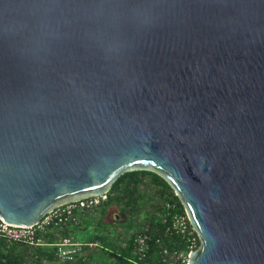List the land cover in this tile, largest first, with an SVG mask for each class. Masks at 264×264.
<instances>
[{"label": "water", "instance_id": "obj_1", "mask_svg": "<svg viewBox=\"0 0 264 264\" xmlns=\"http://www.w3.org/2000/svg\"><path fill=\"white\" fill-rule=\"evenodd\" d=\"M158 174L186 264H264V0H0V217Z\"/></svg>", "mask_w": 264, "mask_h": 264}, {"label": "built area", "instance_id": "obj_2", "mask_svg": "<svg viewBox=\"0 0 264 264\" xmlns=\"http://www.w3.org/2000/svg\"><path fill=\"white\" fill-rule=\"evenodd\" d=\"M152 200L149 210L154 219L163 226V234L156 236L158 254L164 264H186L188 254L199 245V237L185 211L179 210L176 199L157 197L152 190ZM173 192V191H172ZM174 193V192H173ZM110 190L100 195L89 196L55 207L45 214L37 223L30 226L13 225L0 217V240L5 245L16 243L21 246L46 247L54 250L58 259L64 262H74L83 254L86 246H97L95 242H78L70 237L61 236L64 226L76 224L79 216L89 214L108 201ZM175 195V194H174ZM176 196V195H175ZM155 198V200H153ZM179 200V199H178ZM180 202V201H179ZM182 205V204H181ZM151 214L146 219L143 215L138 226L132 230V261L136 264H149L147 255L150 241L156 228L151 229ZM166 238L173 248L163 243ZM84 259V257H82Z\"/></svg>", "mask_w": 264, "mask_h": 264}, {"label": "trees", "instance_id": "obj_3", "mask_svg": "<svg viewBox=\"0 0 264 264\" xmlns=\"http://www.w3.org/2000/svg\"><path fill=\"white\" fill-rule=\"evenodd\" d=\"M145 186H149V188L152 187L153 189L151 188L150 192L153 190L155 196L157 197L165 196L176 199L179 203V210L181 212L184 211L181 203L179 202L177 196H175L172 192L170 186L158 174L148 170H135L125 172L115 180L110 189L108 201L98 208L100 209L101 215L103 216V214L108 213L106 212L107 207L113 205L119 206L121 203H123L128 208L127 212L132 215L138 212V210L144 206H140L141 201L144 203L148 201L149 205L152 197L147 195L149 189H147ZM149 214L152 215V210H145L143 212L142 218L146 219ZM87 217L88 216L79 218V222H86ZM150 222L152 223L151 229L155 227L156 230L150 241L151 246L147 255V261L149 264H164L160 260V256L158 254L159 246L156 243V236L163 234V226L158 220L156 221L154 219V215L151 216ZM72 225L73 224L64 226L61 236H70L69 234L72 230ZM133 226L134 221L130 219L126 227L129 230H132ZM97 240L103 241V238L100 237L99 234H94L92 239L82 242H96ZM162 240L163 243L168 245L170 248L174 247L173 244L169 243L166 238H162ZM116 246L118 249H116ZM104 247L106 253L108 254V260L106 262L98 261L97 264H136L132 261V242L130 237L124 246H118L114 244L110 245L109 248L106 246ZM82 257H84L83 254L79 256L75 264H88L86 260L91 258V256H88L87 259H83ZM57 258L58 257L55 255L54 250L50 248L41 246H21L11 242L7 246L2 240H0V264H43V261L53 262L54 260H57ZM66 263L69 264L70 262Z\"/></svg>", "mask_w": 264, "mask_h": 264}, {"label": "rangeland", "instance_id": "obj_4", "mask_svg": "<svg viewBox=\"0 0 264 264\" xmlns=\"http://www.w3.org/2000/svg\"><path fill=\"white\" fill-rule=\"evenodd\" d=\"M145 187L149 189L147 195L149 196L151 194L153 195L152 191L150 192V189L152 187L150 188L149 186H145ZM153 200H155V198ZM146 202L145 204L144 202L141 201L140 206L142 205L144 206H142L138 210V212H136L133 215L129 214L127 212L128 208L123 203H121L119 206L113 205V206L107 207L106 212L108 213L103 214V216L100 213V209H96L95 211L89 213L88 215L82 214L81 216H79V218L84 217V216H88V217L86 218V222H83V223L79 222V219H78L77 223L71 226L74 228L75 231L79 227H81V229L83 228L82 230H84V231L77 232L75 234V238L77 239L78 242L90 240L93 238L94 234H99L100 237L103 238V241L97 240L95 242V243H98L97 246H92V247L86 246L85 247L84 259L85 258L87 259L88 256H91V258L94 259L92 260L91 258H88L86 262H88L89 264H97L98 261L106 262V260H108V254L106 253L104 246L108 248L110 247V245H114V244L118 246H124L128 238L130 237L132 230H134L138 226L140 218L143 215V212L145 210L146 211L149 210L148 201ZM130 219L134 221V226L132 230H129L126 227ZM116 249H118L117 246H116ZM54 261L61 262L62 260L57 258V260H54ZM76 261L77 260L69 264H75ZM64 263L66 264V262ZM43 264H52V263L47 261L46 263H43ZM53 264H56V263H53Z\"/></svg>", "mask_w": 264, "mask_h": 264}, {"label": "crops", "instance_id": "obj_5", "mask_svg": "<svg viewBox=\"0 0 264 264\" xmlns=\"http://www.w3.org/2000/svg\"><path fill=\"white\" fill-rule=\"evenodd\" d=\"M72 228H73V227H72ZM82 229H83V228H82ZM82 229H81V227H79V228L75 231L74 228H73V229L71 230L70 234H69L70 236H67V237H70V238H72V239L75 240V239H76V238H75V234H76L77 232L82 231ZM83 231H84V230H83ZM76 240H77V239H76ZM92 260H94V259H92ZM106 261H107V260H106ZM43 263H46V261H43ZM51 263H52V264H53V263H56V264H57V263H59V264H65L64 261H61V262H55V261H53V262H51ZM66 264H67V263H66ZM88 264H89V263H88Z\"/></svg>", "mask_w": 264, "mask_h": 264}]
</instances>
